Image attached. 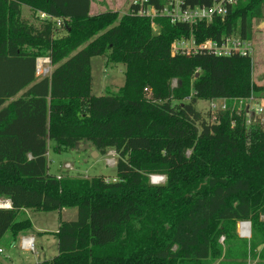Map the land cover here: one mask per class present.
<instances>
[{"label":"trees","instance_id":"obj_1","mask_svg":"<svg viewBox=\"0 0 264 264\" xmlns=\"http://www.w3.org/2000/svg\"><path fill=\"white\" fill-rule=\"evenodd\" d=\"M263 7L238 0L223 19L195 25L193 37L250 41ZM138 8L90 15V0H0V199L10 202L0 207V239L31 229L18 218L24 209H75L53 233L57 254L33 264H224L231 254L222 256L218 237L250 221L248 250L264 259V123L247 125L234 106L196 109L199 100L230 103L264 90L251 80L250 56L171 55L188 26ZM40 13L60 19L63 34ZM98 55L123 65L115 93L91 94ZM39 57L49 58V75L36 76ZM51 141L54 152L82 141L114 150L115 178L58 179L48 170ZM153 174L165 182L151 183Z\"/></svg>","mask_w":264,"mask_h":264},{"label":"rangeland","instance_id":"obj_2","mask_svg":"<svg viewBox=\"0 0 264 264\" xmlns=\"http://www.w3.org/2000/svg\"><path fill=\"white\" fill-rule=\"evenodd\" d=\"M238 2V1H237ZM127 10L125 11V13ZM22 13L24 16L28 17L29 13L27 8H22ZM261 18L252 19V30H251V80L254 84L258 86L264 87V28L261 27ZM58 28V29H57ZM57 32L56 36L62 35L63 30L56 26ZM45 58V57H39ZM44 60V59H43ZM40 61L39 66L46 68V75H49L53 67L50 65L49 61ZM90 69H91V94L95 96L111 94L117 92V90L122 86L124 82L123 75V65L122 64H106L105 58L102 55L94 56L90 59ZM147 93L151 94V88L148 89ZM254 97L257 98V102L262 98V102L264 103V90L259 92H255L253 94ZM244 99V98H242ZM210 100V99H209ZM209 100H199L196 104V109L199 110L202 114L211 113V107ZM220 99H217L216 104L219 105ZM244 101H232L230 103H226L227 106L236 107L237 109L244 108ZM253 103H251V107ZM257 104V103H256ZM251 112V111H250ZM246 114V113H245ZM262 115L251 116V113L246 114V118H249V122L247 125H253L256 122L259 123L258 119L261 118ZM56 146L54 142H49V149L47 152V159L49 165V171L51 173H58L63 176H71V177H81V178H90L92 176L103 175L106 179L112 180L115 178V161L116 154L112 149H107L105 153H98L89 143L82 141L77 143L73 148L64 150L62 152H54L53 147ZM96 151L98 154H93L92 152ZM93 154V155H92ZM69 164V169L64 167V164ZM150 182L153 184H163L165 182V176L159 174H153L149 176ZM5 199H0V204L3 203ZM75 210V209H74ZM28 216L31 220V229L33 227H42L48 232L41 235L40 233L35 234L38 236H43L42 239H39L43 242V251L39 254L38 260L42 259H51L57 254V241L55 236L53 235V231L59 225L61 220L58 211H40L34 209H27L26 214H20L18 218H24ZM24 216V217H22ZM65 217V216H63ZM261 219L264 220V215L261 216ZM243 222V221H240ZM240 222H236L234 227V234L231 238L225 240L224 235H220L218 237V243L223 247L222 256L225 250L228 249V253L230 257L227 258H237L242 259L243 262L233 263V264H264V259L259 257V253L255 250H248L251 236H252V228L251 222L248 224H244L242 227L238 226ZM249 225V229H248ZM242 237L240 235V232ZM249 234V235H248ZM241 237L244 240L243 250L240 253L238 246L235 243L236 238ZM227 242V243H226ZM3 246V244H2ZM10 246L6 243V246H3V253H0V262L4 259V254H11L16 257L15 264H21L20 261H24V263H28V261H34L35 258V248L38 250L35 245L34 251L26 252L18 248L11 249ZM245 250V252H244ZM244 254V255H243ZM238 255V256H237ZM38 256V255H37ZM237 256V257H235ZM222 258V257H221ZM218 260H222V259ZM226 258V259H227ZM254 260H258L254 263ZM217 261V260H216ZM219 262V261H218ZM225 264V263H224Z\"/></svg>","mask_w":264,"mask_h":264},{"label":"built area","instance_id":"obj_3","mask_svg":"<svg viewBox=\"0 0 264 264\" xmlns=\"http://www.w3.org/2000/svg\"><path fill=\"white\" fill-rule=\"evenodd\" d=\"M186 0H162V7L157 10L152 5H149L148 0H133L132 2L138 3V14L141 16H148L150 18L155 16H164L169 19L171 24L182 23L186 24L189 28V35L187 37H181L173 40L170 44V53L174 54H184L186 56L194 55L197 52H209L216 56H250L251 54V44L250 41L242 39L239 34H232L221 41H214L211 39H206L201 42H196L193 37V29L197 24H210L215 18L223 19L229 9L237 4L238 0H211L208 5H189L185 3ZM41 18H50L45 13L39 14ZM55 21L56 25L61 24L60 19L50 18ZM44 59V60H43ZM36 63V76H46L47 69L40 67V61H49L48 57L37 58ZM42 62V64H43ZM41 65V64H40ZM244 101V108L246 114L251 113V116L262 115L258 119L259 123H264V103L261 101H256L257 98L251 95L244 99H234L232 101ZM217 99H210L211 114L218 110H225L227 108V100L220 99V104H216ZM251 103L253 108L251 107ZM257 103V104H256ZM240 110V107L238 108ZM251 111V112H250ZM250 120L246 119V123ZM64 167L69 169V164H64ZM57 178H61L57 175ZM2 206V204H0ZM248 224V222H240L238 224V229L241 224ZM249 229V225H248ZM240 232V230H239ZM241 235V232H240ZM249 235V234H248ZM242 236V235H241ZM246 237V236H242ZM20 249L26 252L34 251V241L32 237L22 236L19 239Z\"/></svg>","mask_w":264,"mask_h":264},{"label":"crops","instance_id":"obj_4","mask_svg":"<svg viewBox=\"0 0 264 264\" xmlns=\"http://www.w3.org/2000/svg\"><path fill=\"white\" fill-rule=\"evenodd\" d=\"M132 1L133 0H90V11H89V13H90V15H95V14L104 12L106 10H112V11H117V12H119V14L122 15L128 9V7ZM260 23H261V27L264 28V7H263V15H262V19H261ZM48 170H49V165H48ZM52 174H55V173H52ZM55 175H60V174L56 173ZM9 203H10L9 200L5 199V204L8 205V206L7 205L5 206L6 208L9 207ZM26 210L27 209H24L22 214H26ZM58 213H59L61 220H73L76 217V211L74 209H65L64 208V209L58 211ZM24 216H25V218L29 219L28 216H26V215H24ZM24 216H22V217H24ZM63 216H65V217H63ZM29 221L31 222L30 219H29ZM237 226H238V224H237ZM56 231H57V228L52 233H54ZM47 232L48 231L43 229L42 227L36 226L35 228L33 227V229H30V230L24 231L23 233H20L15 238L12 237L11 233H6L0 239V253H3V251H4L3 246H6V243L10 246L9 248L15 250L16 248H18L20 237L28 236V237L33 238L34 246L36 245L39 251H37V249L35 248L34 253H35L36 259L34 261H28V263H24V261H20L21 264H33V263H38V262H41L44 260H49V259L38 260V258H40L38 253L43 251V247H42L43 242L39 239H42L43 236L37 237L35 235L37 233L38 234L40 233L41 235H43ZM235 243L238 246L240 253H242L244 240H242V238L239 237V238H236ZM2 244H3V246H2ZM3 257H4V259L1 260L2 262H0V264H15V261H16L15 256L7 253V254H4ZM221 259H223V258H221ZM218 261H220V260H217L212 264H217ZM257 261L258 260H254V263H256ZM223 262L225 264H233V263L243 262V260L237 259V258H235V259L227 258V259H224Z\"/></svg>","mask_w":264,"mask_h":264},{"label":"bare ground","instance_id":"obj_5","mask_svg":"<svg viewBox=\"0 0 264 264\" xmlns=\"http://www.w3.org/2000/svg\"><path fill=\"white\" fill-rule=\"evenodd\" d=\"M7 204H5V201H3L2 206L5 207ZM8 206V205H7ZM246 224V223H245ZM244 224H241L240 227H242Z\"/></svg>","mask_w":264,"mask_h":264},{"label":"water","instance_id":"obj_6","mask_svg":"<svg viewBox=\"0 0 264 264\" xmlns=\"http://www.w3.org/2000/svg\"><path fill=\"white\" fill-rule=\"evenodd\" d=\"M36 63H37V60H36ZM195 76H197V73L195 74ZM92 153H93V154H98L96 151H93ZM93 154H92V155H93ZM9 206H10V203H9ZM0 207H3V206H0Z\"/></svg>","mask_w":264,"mask_h":264}]
</instances>
